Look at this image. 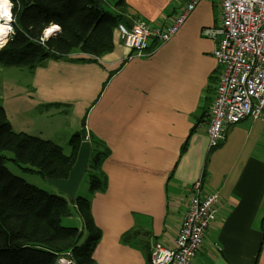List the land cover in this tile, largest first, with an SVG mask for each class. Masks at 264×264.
I'll list each match as a JSON object with an SVG mask.
<instances>
[{
	"label": "crops",
	"instance_id": "0c3cea01",
	"mask_svg": "<svg viewBox=\"0 0 264 264\" xmlns=\"http://www.w3.org/2000/svg\"><path fill=\"white\" fill-rule=\"evenodd\" d=\"M191 1L125 0L121 11L129 24L166 27ZM220 24L219 0H201L150 55L134 56L116 29L113 51L101 57L74 49L26 72L24 91L18 80L3 84L0 102L15 131L54 140L49 127H70L68 140L85 120L86 139L93 134L110 149L108 187L90 196L102 230L97 264H149L153 245L173 247L198 181L204 196L219 194L220 213L191 264H264V117L231 125L209 146L220 68L204 30Z\"/></svg>",
	"mask_w": 264,
	"mask_h": 264
},
{
	"label": "trees",
	"instance_id": "16d2710c",
	"mask_svg": "<svg viewBox=\"0 0 264 264\" xmlns=\"http://www.w3.org/2000/svg\"><path fill=\"white\" fill-rule=\"evenodd\" d=\"M101 2L12 0L15 32L11 45L0 49V64L33 70L47 59L64 57L74 49L93 57L113 51L119 24L131 28L134 23H127L121 11L126 8L125 0H114L117 10L106 9ZM52 24L60 25L61 31L41 44L43 30ZM86 134L83 120L82 128L71 135V152L66 154L62 145L51 139L15 131L0 105V264H61L62 260L64 264H97L94 251L102 230L92 215L91 198L76 195L70 201L61 193L30 183L6 166L11 160L23 172L66 179ZM90 142L92 154L86 175L89 191L94 194L108 187L102 163L110 149L93 134ZM71 205L82 217L83 228L62 225L63 218L72 214ZM129 235L125 233L123 240Z\"/></svg>",
	"mask_w": 264,
	"mask_h": 264
},
{
	"label": "built area",
	"instance_id": "2783aa9c",
	"mask_svg": "<svg viewBox=\"0 0 264 264\" xmlns=\"http://www.w3.org/2000/svg\"><path fill=\"white\" fill-rule=\"evenodd\" d=\"M200 1L188 3L166 27L153 26L145 19L136 20L131 28L119 24L124 46L134 56L150 55L176 34ZM219 3L220 26L204 30L216 40L213 54L220 68L207 128L210 149L220 144L231 125L264 117V0H219ZM153 43L156 45L150 49ZM219 213V194L204 196L198 181L192 188L174 246L153 245L149 264H191Z\"/></svg>",
	"mask_w": 264,
	"mask_h": 264
},
{
	"label": "rangeland",
	"instance_id": "374dc122",
	"mask_svg": "<svg viewBox=\"0 0 264 264\" xmlns=\"http://www.w3.org/2000/svg\"><path fill=\"white\" fill-rule=\"evenodd\" d=\"M107 9H109V8H107ZM29 70H31V69H29L28 67H6V66H3L0 64V99L3 98V96H4L3 89L5 88L6 84L5 85H3V84L5 82H9L11 84L14 81L18 80V84L20 85L21 91H24L25 88L21 85L26 83V76H27L26 72H28ZM42 94L43 93L40 92V95H42ZM0 105H3V104L0 102ZM56 118H61V116H57ZM55 125H56V123H55ZM30 130L33 132L36 131L35 128H33V129L30 128ZM48 130L50 132H52V134H48V135L54 138L53 141L57 142L58 144H60L58 142V141H60L62 143L61 145L64 149V152L66 154H69L71 152V147H70L68 141L70 140V137L73 133L70 135L69 139L67 140V136H66L67 134L65 131H72L71 128L70 127L64 128V127H60V126H58V127L53 126V127H49ZM53 130H56V132L53 133ZM44 137H42V138H44ZM5 155L8 156L9 158L12 157V154L9 152H6ZM205 163H206V160H205ZM6 166L9 167V169L13 173L17 174L20 177L22 176V178L24 177L30 183L36 184V185H38L44 189H47V190L54 192V190L52 189L53 186L52 187H51V185L49 186L46 179L41 177L40 175L23 172L19 168V166L11 160L7 161ZM202 169H203V167H202ZM56 192H58L57 189H56ZM77 195L87 196L90 198L91 193L89 191V179H88L87 175L84 177V179L80 183L79 189L77 191ZM70 208H71L72 214L70 216L63 218L62 225H64V226H75V227L83 228L84 223H83L82 217L79 215V213L76 211V209L72 207V205Z\"/></svg>",
	"mask_w": 264,
	"mask_h": 264
},
{
	"label": "water",
	"instance_id": "95a60500",
	"mask_svg": "<svg viewBox=\"0 0 264 264\" xmlns=\"http://www.w3.org/2000/svg\"><path fill=\"white\" fill-rule=\"evenodd\" d=\"M92 145L89 139L84 140L78 150L76 162L66 179L46 178L47 182L70 201L75 200L80 183L86 176Z\"/></svg>",
	"mask_w": 264,
	"mask_h": 264
},
{
	"label": "clouds",
	"instance_id": "9594fccd",
	"mask_svg": "<svg viewBox=\"0 0 264 264\" xmlns=\"http://www.w3.org/2000/svg\"><path fill=\"white\" fill-rule=\"evenodd\" d=\"M12 0H0V49H3L8 43L9 34H14L15 30L12 27L13 14ZM61 31L60 25L52 24L43 30L41 44H44L53 34ZM61 264H64L61 261Z\"/></svg>",
	"mask_w": 264,
	"mask_h": 264
},
{
	"label": "bare ground",
	"instance_id": "6f19581e",
	"mask_svg": "<svg viewBox=\"0 0 264 264\" xmlns=\"http://www.w3.org/2000/svg\"><path fill=\"white\" fill-rule=\"evenodd\" d=\"M6 45H7V44H6ZM6 45H5V46H6ZM208 116H209V115H208ZM208 125H209V124H208Z\"/></svg>",
	"mask_w": 264,
	"mask_h": 264
}]
</instances>
